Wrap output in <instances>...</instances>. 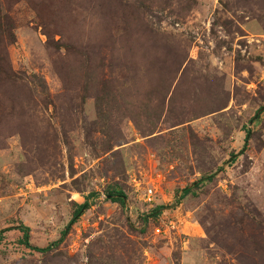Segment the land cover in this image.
I'll return each instance as SVG.
<instances>
[{
  "label": "rangeland",
  "instance_id": "obj_1",
  "mask_svg": "<svg viewBox=\"0 0 264 264\" xmlns=\"http://www.w3.org/2000/svg\"><path fill=\"white\" fill-rule=\"evenodd\" d=\"M0 54V231L91 204L0 264L264 260V0H0Z\"/></svg>",
  "mask_w": 264,
  "mask_h": 264
},
{
  "label": "trees",
  "instance_id": "obj_2",
  "mask_svg": "<svg viewBox=\"0 0 264 264\" xmlns=\"http://www.w3.org/2000/svg\"><path fill=\"white\" fill-rule=\"evenodd\" d=\"M144 25L142 26L143 29H145L146 31H150L149 28L143 23V21H139L137 22V25ZM145 38V37H143ZM144 39H141V41H143ZM148 40H145V42H147ZM150 42V41H148ZM153 42V41H152ZM151 43V42H150ZM139 45H141L140 41L138 43ZM148 60V59H147ZM11 69L9 67V64L7 63L6 58H4L1 54H0V87L3 86H7L8 84H13L16 81L14 80V76L11 75ZM159 79H161V77H159ZM163 85V84H161ZM157 85L155 87V92L156 93H160L162 96H165V93L163 92V90H161ZM253 131L249 130L247 131V140L249 141L253 135ZM237 155L233 154L232 156V162L235 161L237 159ZM223 170L222 168H219L216 172H219ZM217 177V173L212 172V173H208L205 174V176L199 181L196 182L190 186H188L185 190H183V194H182V198H185L189 195H196V191L200 190V188L207 184V183H211L214 182L215 179ZM107 197L110 201L116 202V203H120L122 205H124L126 203V199H127V195L124 192L123 189L119 188L117 185L116 186H111V188H109L107 190ZM91 207V204L89 202V200H86L83 204H78L76 206V210L74 212V216L72 221L70 222V225L67 227V229L63 232L62 237L60 238V240L51 243L48 246L45 247H38V246H33V244L31 243V236H30V228L24 225H21L17 228H9V229H5L0 231V244L5 240L6 238V234L8 232H10L11 230H18L19 232H21L22 234V238L20 240V243L25 246L26 248L30 249L31 251L35 252V253H39V254H49L51 253L54 249H57L60 245L63 244V242L65 241L66 236L68 235V233L71 230V224H75L78 219ZM161 208H158L156 210H154V212H158L160 211ZM262 247H264V243L262 241ZM264 250V249H262ZM257 262H249V264H264V260L261 259L260 260H256Z\"/></svg>",
  "mask_w": 264,
  "mask_h": 264
},
{
  "label": "built area",
  "instance_id": "obj_3",
  "mask_svg": "<svg viewBox=\"0 0 264 264\" xmlns=\"http://www.w3.org/2000/svg\"><path fill=\"white\" fill-rule=\"evenodd\" d=\"M152 195H153V190H148L147 201H149V202L153 201ZM128 212L132 213V208H129ZM156 231H157V233H159L160 229H157Z\"/></svg>",
  "mask_w": 264,
  "mask_h": 264
}]
</instances>
